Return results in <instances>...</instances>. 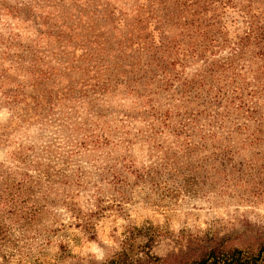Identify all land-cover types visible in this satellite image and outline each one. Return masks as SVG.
<instances>
[{
	"label": "rangeland",
	"instance_id": "rangeland-1",
	"mask_svg": "<svg viewBox=\"0 0 264 264\" xmlns=\"http://www.w3.org/2000/svg\"><path fill=\"white\" fill-rule=\"evenodd\" d=\"M143 2L0 0V264H194L264 243V137L244 101L225 116L194 56L151 58L195 38L137 24Z\"/></svg>",
	"mask_w": 264,
	"mask_h": 264
},
{
	"label": "trees",
	"instance_id": "trees-1",
	"mask_svg": "<svg viewBox=\"0 0 264 264\" xmlns=\"http://www.w3.org/2000/svg\"><path fill=\"white\" fill-rule=\"evenodd\" d=\"M145 1L149 4L145 5L143 2L136 9L134 20L137 24L151 22L165 28L180 25L184 37L190 39L194 36L196 47V52L194 50L186 53L179 49L180 42L176 43L178 47L173 44H159L151 50L148 49L149 52L152 51L151 58L154 59L158 54L173 66L191 61L194 56V61L202 64L198 72L201 84L205 78L211 80L212 97L219 106L226 109L225 116L229 117L233 113L236 116L244 115L245 112H241L244 101V106L247 107L245 117L254 121L253 130L259 132L254 137L256 141H260L264 137V113L258 107L248 109L250 106L246 103L249 102L247 98L250 99L254 92L258 96L264 94V0ZM253 80L260 86L259 90L251 91L252 94L247 92L243 96L244 90H250L248 87ZM243 85H247V88ZM236 100L240 104L236 105ZM186 125H180L183 133ZM241 125L245 129L249 128L248 124ZM186 147L187 144L183 145L182 155H189ZM161 151L159 162H164L161 165H175L177 158L174 159L167 150ZM122 158L124 157L120 159ZM126 164L133 163L128 161L124 163ZM194 264H264V243L256 253L251 254L233 248L227 255L221 256L216 250H212L207 258Z\"/></svg>",
	"mask_w": 264,
	"mask_h": 264
}]
</instances>
